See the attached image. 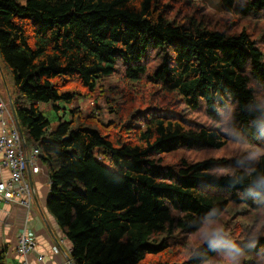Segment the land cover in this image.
<instances>
[{"label": "trees", "instance_id": "1", "mask_svg": "<svg viewBox=\"0 0 264 264\" xmlns=\"http://www.w3.org/2000/svg\"><path fill=\"white\" fill-rule=\"evenodd\" d=\"M207 9L0 0L9 106L48 168L47 210L73 264H145L174 247L188 256L154 264H222L210 242L183 243L213 209L245 249L242 264H264V0H222L219 20ZM100 88L108 121L75 116L53 131L40 110Z\"/></svg>", "mask_w": 264, "mask_h": 264}, {"label": "built area", "instance_id": "2", "mask_svg": "<svg viewBox=\"0 0 264 264\" xmlns=\"http://www.w3.org/2000/svg\"><path fill=\"white\" fill-rule=\"evenodd\" d=\"M0 122L2 131L0 134V167L10 171V177L0 181V203L16 204L32 213L35 204V193L32 185L26 178V171L29 164L40 158V152L33 149L28 153L25 138L21 132L10 106L0 96ZM39 173V168L35 169ZM38 242L35 231L29 226L28 219L24 229L18 234L16 256L19 264H43L46 256L38 252ZM51 257L61 254L59 245L51 247ZM32 255L34 258L32 259Z\"/></svg>", "mask_w": 264, "mask_h": 264}, {"label": "crops", "instance_id": "3", "mask_svg": "<svg viewBox=\"0 0 264 264\" xmlns=\"http://www.w3.org/2000/svg\"><path fill=\"white\" fill-rule=\"evenodd\" d=\"M0 75V90L5 84L8 95V81L6 82V78L2 76L1 70ZM0 96L6 102V96L4 93H1V91ZM1 131L2 125L0 122V134ZM32 150L33 149H28V153H31ZM0 159H2L1 154ZM40 161V158L36 159L35 162L32 161L25 173L29 182L32 181L37 194L35 200L36 205L34 204L35 206L32 213L23 211V209L16 204H8L5 202L0 203V251H7V264H18L15 255L17 237L24 229V224L27 219L29 226L35 231L36 239L39 242L38 252L48 256L43 264H70L69 260L71 258L69 255L71 253V244L62 240L63 238L60 237L61 232L57 221L47 210V199L50 193V179L49 176L47 177V174L43 173L44 171L40 167ZM37 167L39 168V173L35 174L34 170ZM9 177L10 171L6 168L0 167V181H5ZM57 242H60L61 254L50 258L52 254L50 253V247ZM31 258L33 259L34 256L32 255ZM8 259L12 261L8 263Z\"/></svg>", "mask_w": 264, "mask_h": 264}, {"label": "rangeland", "instance_id": "4", "mask_svg": "<svg viewBox=\"0 0 264 264\" xmlns=\"http://www.w3.org/2000/svg\"><path fill=\"white\" fill-rule=\"evenodd\" d=\"M206 3L207 5V11L206 13L208 16L214 20H219L221 17L220 14V8L222 5V0H202ZM264 26L262 25V28ZM4 72L6 74V78L8 81V87L9 91L13 93V77L10 71L6 67H4ZM1 79V75H0ZM116 82L115 78H110L107 80L106 83H104V86L109 87L113 85ZM1 93H4L6 98H7V104L10 105V99L9 95H7V90L6 87L4 86L1 90ZM13 95V94H12ZM13 98H17L16 96L13 95ZM107 97L104 94V90L100 88V90L91 98L87 97H80L76 99L74 104H58L59 109H55V107L52 104H40V110L42 111L43 115L46 117V119L50 122L52 130L55 131L58 129L59 125L61 123H66V122H71L75 116L78 117V122H80V116H83L84 118L87 117H92V118H98V119H103L108 121L109 119H113V115L109 114V104L107 102ZM75 109H77V112L74 113ZM84 121H81L83 123ZM222 154V153H220ZM185 153L180 152L178 154H175L172 156L173 160L172 161H179L182 156H184ZM193 155V154H192ZM40 167L44 171L43 173L47 174V177L49 176L48 173V168L45 166L41 161H40ZM34 173L36 174L35 170ZM43 202V201H42ZM36 205V203H35ZM235 213V211L233 212ZM233 220L236 218V215L232 216ZM226 216L224 217V219ZM231 220V219H230ZM226 222L227 219H225ZM220 223L223 225V220L220 221ZM230 223H228V229H230ZM187 239H190V246L196 247L198 246L199 243L202 242L201 238L199 235L191 238H186L183 243L187 242ZM193 240V241H192ZM189 252L187 250H182L180 248H171L163 254L162 256L158 257H149L148 260L146 261L145 264H154L155 261H167L171 260L173 262L175 261H182L184 258L188 256ZM16 255V252H15ZM18 259V257L16 256ZM16 259V262L19 264V260ZM12 260L8 259V263H10ZM6 264H7V259H6Z\"/></svg>", "mask_w": 264, "mask_h": 264}, {"label": "clouds", "instance_id": "5", "mask_svg": "<svg viewBox=\"0 0 264 264\" xmlns=\"http://www.w3.org/2000/svg\"><path fill=\"white\" fill-rule=\"evenodd\" d=\"M258 154L253 153L250 159H255ZM203 243H209L211 249L222 258V264H242L246 251L230 238V234L219 222L216 210L213 209L205 218L198 232Z\"/></svg>", "mask_w": 264, "mask_h": 264}, {"label": "water", "instance_id": "6", "mask_svg": "<svg viewBox=\"0 0 264 264\" xmlns=\"http://www.w3.org/2000/svg\"><path fill=\"white\" fill-rule=\"evenodd\" d=\"M10 102H11V101H10ZM12 112H13L14 118H15V120H16V123L18 124L17 117H16L15 112L13 111V109H12ZM28 173H29V171H28ZM29 177H30V176H29ZM30 184L32 185V189H33L34 192H35L36 190H35V187H34L32 181L30 182ZM36 198H37V194L35 193V200H36ZM69 263H70V264H73L72 259L69 260Z\"/></svg>", "mask_w": 264, "mask_h": 264}]
</instances>
